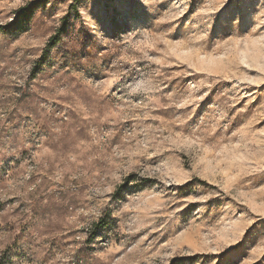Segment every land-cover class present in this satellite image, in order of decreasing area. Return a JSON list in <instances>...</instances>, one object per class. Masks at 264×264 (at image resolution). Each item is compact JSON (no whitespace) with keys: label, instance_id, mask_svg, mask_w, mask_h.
I'll use <instances>...</instances> for the list:
<instances>
[{"label":"rangeland","instance_id":"rangeland-1","mask_svg":"<svg viewBox=\"0 0 264 264\" xmlns=\"http://www.w3.org/2000/svg\"><path fill=\"white\" fill-rule=\"evenodd\" d=\"M0 264H264V0H0Z\"/></svg>","mask_w":264,"mask_h":264},{"label":"trees","instance_id":"trees-1","mask_svg":"<svg viewBox=\"0 0 264 264\" xmlns=\"http://www.w3.org/2000/svg\"><path fill=\"white\" fill-rule=\"evenodd\" d=\"M40 2H41V1H36V2H34L30 7L23 9V10H22V13H23L22 17H23V16H27V15H29V14L33 11V9H34L37 5H39ZM4 29H5V28H4ZM4 29H3V30H4ZM58 41H59V36L53 37V38L51 39V41H50V47L55 46V45L58 43ZM43 61H44V59H43L40 63H42ZM106 225H107V224L104 222V220H102L101 222H99V223L97 224V227H98V228H105Z\"/></svg>","mask_w":264,"mask_h":264}]
</instances>
